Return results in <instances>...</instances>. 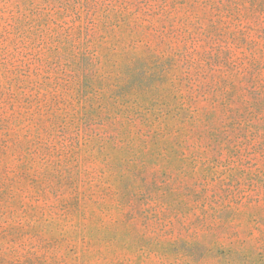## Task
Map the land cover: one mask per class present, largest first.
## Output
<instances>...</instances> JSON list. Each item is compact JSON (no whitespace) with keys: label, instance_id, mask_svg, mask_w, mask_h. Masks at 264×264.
<instances>
[{"label":"rangeland","instance_id":"374dc122","mask_svg":"<svg viewBox=\"0 0 264 264\" xmlns=\"http://www.w3.org/2000/svg\"><path fill=\"white\" fill-rule=\"evenodd\" d=\"M0 264H264V0H0Z\"/></svg>","mask_w":264,"mask_h":264},{"label":"trees","instance_id":"16d2710c","mask_svg":"<svg viewBox=\"0 0 264 264\" xmlns=\"http://www.w3.org/2000/svg\"><path fill=\"white\" fill-rule=\"evenodd\" d=\"M225 8V7H224Z\"/></svg>","mask_w":264,"mask_h":264}]
</instances>
